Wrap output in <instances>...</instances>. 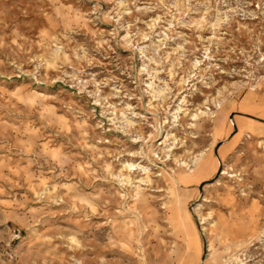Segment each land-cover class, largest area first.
Instances as JSON below:
<instances>
[{"label":"rangeland","instance_id":"obj_1","mask_svg":"<svg viewBox=\"0 0 264 264\" xmlns=\"http://www.w3.org/2000/svg\"><path fill=\"white\" fill-rule=\"evenodd\" d=\"M0 264H264V0H0Z\"/></svg>","mask_w":264,"mask_h":264},{"label":"bare ground","instance_id":"obj_2","mask_svg":"<svg viewBox=\"0 0 264 264\" xmlns=\"http://www.w3.org/2000/svg\"><path fill=\"white\" fill-rule=\"evenodd\" d=\"M198 205H199V203H198ZM204 230H206V227L204 226ZM208 249L210 250V245L208 244Z\"/></svg>","mask_w":264,"mask_h":264},{"label":"water","instance_id":"obj_3","mask_svg":"<svg viewBox=\"0 0 264 264\" xmlns=\"http://www.w3.org/2000/svg\"><path fill=\"white\" fill-rule=\"evenodd\" d=\"M201 190H202V188H201Z\"/></svg>","mask_w":264,"mask_h":264}]
</instances>
